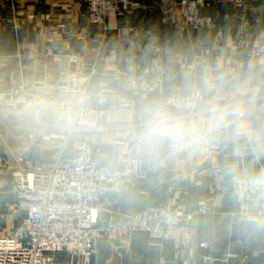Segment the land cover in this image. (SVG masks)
Listing matches in <instances>:
<instances>
[{
	"label": "clouds",
	"instance_id": "1",
	"mask_svg": "<svg viewBox=\"0 0 264 264\" xmlns=\"http://www.w3.org/2000/svg\"><path fill=\"white\" fill-rule=\"evenodd\" d=\"M26 107L99 146L117 178L206 169L219 185L214 226L264 239V43L156 32L118 41Z\"/></svg>",
	"mask_w": 264,
	"mask_h": 264
},
{
	"label": "crops",
	"instance_id": "2",
	"mask_svg": "<svg viewBox=\"0 0 264 264\" xmlns=\"http://www.w3.org/2000/svg\"><path fill=\"white\" fill-rule=\"evenodd\" d=\"M203 2L200 12L211 16L213 23L194 28L165 21L157 0H119L104 27L89 21L86 0H0V235L14 231L26 213L13 206L12 171L48 167L71 155V142L63 146L59 138L64 130L31 118L28 100L40 89L57 85V79L109 55L113 43L142 39L140 31L145 28L161 38L207 37L221 45L234 42L241 49L250 48L253 35L264 28V0ZM69 53L77 54L78 60L68 64L48 57ZM21 62L30 68L21 70ZM91 146V157L107 167L102 149L92 142ZM218 195V183L203 168L137 176L119 191L101 196L97 224L106 223L109 210L124 224L126 215L146 207L191 211L200 200L211 207ZM215 219L210 212L195 215L177 241L154 239L139 230L127 229L120 236L102 232L87 263L79 255L59 251L52 264H203L206 253L214 257L210 264H264V239L238 238L215 227Z\"/></svg>",
	"mask_w": 264,
	"mask_h": 264
},
{
	"label": "built area",
	"instance_id": "3",
	"mask_svg": "<svg viewBox=\"0 0 264 264\" xmlns=\"http://www.w3.org/2000/svg\"><path fill=\"white\" fill-rule=\"evenodd\" d=\"M86 1L89 21L103 27L105 19L118 9L119 3V0ZM203 4V0H157L164 20L176 27L211 25L213 18L200 12ZM152 33L150 28L140 31L144 43ZM261 33L264 28L253 35L250 48L258 42L264 43ZM26 56L32 58L30 53ZM56 56L48 57L68 64L78 60L75 53ZM20 68L26 70L30 65L21 62ZM59 138L63 146L71 142L70 156L58 158L48 167L37 165L12 171L13 206L26 213L14 231L0 235V264H52L53 255L59 251L79 255L87 263L94 250V240L102 232L120 236L127 229L139 230L154 239L177 241L195 215L209 212L210 207L204 200L198 201L191 211L168 205L146 207L126 215L121 224L116 220V212L109 210L106 223L99 226L101 196L119 191L123 184L137 176L117 178L107 167L98 165L91 157L90 140L82 135L64 131ZM213 258L206 253L201 262L210 264Z\"/></svg>",
	"mask_w": 264,
	"mask_h": 264
}]
</instances>
